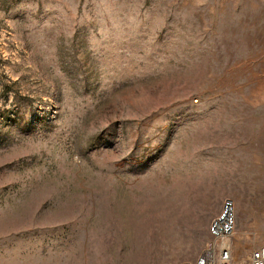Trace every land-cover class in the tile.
Wrapping results in <instances>:
<instances>
[{
	"label": "rangeland",
	"instance_id": "1",
	"mask_svg": "<svg viewBox=\"0 0 264 264\" xmlns=\"http://www.w3.org/2000/svg\"><path fill=\"white\" fill-rule=\"evenodd\" d=\"M263 136L264 0H0V264H195Z\"/></svg>",
	"mask_w": 264,
	"mask_h": 264
},
{
	"label": "crops",
	"instance_id": "2",
	"mask_svg": "<svg viewBox=\"0 0 264 264\" xmlns=\"http://www.w3.org/2000/svg\"><path fill=\"white\" fill-rule=\"evenodd\" d=\"M249 182L243 186L240 199L235 201V230L239 239L247 243V249L264 245V239L258 243V236L264 235V136L256 151V158L251 157ZM254 248V249H255Z\"/></svg>",
	"mask_w": 264,
	"mask_h": 264
},
{
	"label": "built area",
	"instance_id": "3",
	"mask_svg": "<svg viewBox=\"0 0 264 264\" xmlns=\"http://www.w3.org/2000/svg\"><path fill=\"white\" fill-rule=\"evenodd\" d=\"M227 203L225 210L209 224L208 232L211 240L198 256L195 264H229L231 247L224 242L234 231L235 218L232 208ZM248 264H264V245L253 249Z\"/></svg>",
	"mask_w": 264,
	"mask_h": 264
}]
</instances>
